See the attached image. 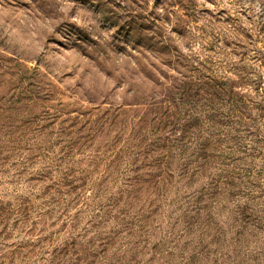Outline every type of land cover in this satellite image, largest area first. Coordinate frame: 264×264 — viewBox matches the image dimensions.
Listing matches in <instances>:
<instances>
[{
	"label": "rangeland",
	"instance_id": "rangeland-1",
	"mask_svg": "<svg viewBox=\"0 0 264 264\" xmlns=\"http://www.w3.org/2000/svg\"><path fill=\"white\" fill-rule=\"evenodd\" d=\"M126 11L139 23L160 17L151 29L204 74L264 87V0H0V264L52 254L58 264L106 239L82 219L81 201L117 136L86 125L106 114L102 101L113 109L129 86L145 92V79L168 74L162 43L122 32ZM137 46L148 50L130 54ZM145 238L163 241L159 264L176 263L196 239L176 251L179 237Z\"/></svg>",
	"mask_w": 264,
	"mask_h": 264
},
{
	"label": "trees",
	"instance_id": "trees-1",
	"mask_svg": "<svg viewBox=\"0 0 264 264\" xmlns=\"http://www.w3.org/2000/svg\"><path fill=\"white\" fill-rule=\"evenodd\" d=\"M126 12L122 32L162 43L168 74L145 79V92L129 86L113 109L102 101L106 114L86 125L90 135L117 136L81 201L82 219L106 239L58 264H159L163 241L145 238L156 235L179 237L176 251L196 237L172 264H264L263 81L204 74L151 29L164 26L160 17L139 23ZM137 49L130 54L148 50Z\"/></svg>",
	"mask_w": 264,
	"mask_h": 264
}]
</instances>
